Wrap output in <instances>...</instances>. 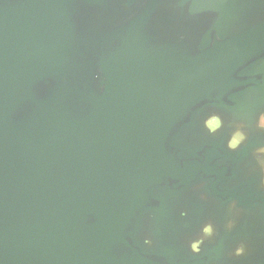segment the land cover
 Wrapping results in <instances>:
<instances>
[{"label":"water","instance_id":"95a60500","mask_svg":"<svg viewBox=\"0 0 264 264\" xmlns=\"http://www.w3.org/2000/svg\"><path fill=\"white\" fill-rule=\"evenodd\" d=\"M263 10L0 0V264H264Z\"/></svg>","mask_w":264,"mask_h":264},{"label":"rangeland","instance_id":"374dc122","mask_svg":"<svg viewBox=\"0 0 264 264\" xmlns=\"http://www.w3.org/2000/svg\"><path fill=\"white\" fill-rule=\"evenodd\" d=\"M263 11H264V10H263ZM211 114H213L214 116H216V115H215L216 113L213 112V111H210V115H211ZM214 116H212V117H214ZM212 117H210V120H209L206 124L204 123V126H205L204 128H206L207 130H208V128H210V129L212 128V126H210V123H209V122L212 120ZM215 120H216V119H215ZM220 125H221L220 123H217L215 127L218 129V128L220 127ZM207 127H208V128H207ZM204 226H205V225H204Z\"/></svg>","mask_w":264,"mask_h":264},{"label":"crops","instance_id":"0c3cea01","mask_svg":"<svg viewBox=\"0 0 264 264\" xmlns=\"http://www.w3.org/2000/svg\"><path fill=\"white\" fill-rule=\"evenodd\" d=\"M259 126L264 129V118H262L259 122ZM264 155V149L261 152ZM263 182H264V175H263Z\"/></svg>","mask_w":264,"mask_h":264}]
</instances>
